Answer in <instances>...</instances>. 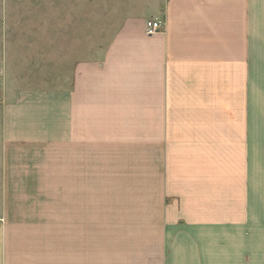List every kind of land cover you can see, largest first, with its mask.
Returning <instances> with one entry per match:
<instances>
[{"label":"crops","instance_id":"0c3cea01","mask_svg":"<svg viewBox=\"0 0 264 264\" xmlns=\"http://www.w3.org/2000/svg\"><path fill=\"white\" fill-rule=\"evenodd\" d=\"M99 3L117 24L100 54ZM0 6L25 40L0 149L27 183L2 197L50 198L28 183L56 164L60 200L56 254L30 237L49 208L0 207V264H264V0Z\"/></svg>","mask_w":264,"mask_h":264},{"label":"rangeland","instance_id":"374dc122","mask_svg":"<svg viewBox=\"0 0 264 264\" xmlns=\"http://www.w3.org/2000/svg\"><path fill=\"white\" fill-rule=\"evenodd\" d=\"M22 1V0H21ZM99 2L101 0H98ZM17 4H19L17 2ZM25 8V4H23V6L21 5H13L10 6L9 12H12V16L13 18L17 16V12L19 11L22 12L21 14H24V9ZM2 7L0 6V11H3V13H0V36L2 37V40L0 39V110L2 111V107L3 105L9 101V90L10 88V78L11 76L14 74H20L21 72L19 71H10L11 69V65H10V57L13 55V57H17L16 52L21 49V47L19 48L18 45H22L21 42L23 43V41L25 42V40H20L17 38L14 39H10V38H5V36H11L12 35V30H7L5 29L6 25L8 27H10L11 23L10 20L5 21L4 16H1V14L4 15V10H1ZM41 10V8H39ZM112 10V7H107L103 4L99 3V7L97 8V19L99 21L98 23V37H97V46L99 49V54L100 51L104 50L105 47L109 44L111 38V32L115 31L116 29V25L117 24H113L112 26H110L111 23H106V18L108 17L110 11ZM90 13V8L89 7H85L83 8V14L89 15ZM15 21V20H14ZM14 24V23H13ZM15 25V26H14ZM11 25V28L13 30H17V25L14 24ZM41 25V24H40ZM13 26V27H12ZM20 26V24H19ZM14 32V31H13ZM11 42L13 43V46L11 44ZM14 51H13V48ZM15 53V54H14ZM14 89V88H13ZM0 134H1V130H0ZM0 142H1V138H0ZM4 158L2 155V151L0 149V207H22V208H29V207H34V208H40V207H44V208H49L50 212H51V222H50V227L49 230L47 232H37L36 233H32L30 237H42V233L44 234V239H48L50 240V253L51 254H56V250L57 247L54 245V241L56 242L57 240V235H58V231H57V224L56 222L53 221V218L56 217V212H57V208L60 204V200L57 197V190H58V183H57V167L56 164L54 166H51L49 168V176L47 174L44 173V175L41 177L42 179L46 180L49 178V182H45L43 184L39 183H28L29 189L30 190L31 186H34V190H42V187H44V190H51L50 198H12V197H2L3 195V190L4 187H7V190H9L10 188L11 191H15L16 190H26L25 187L27 186L26 184L23 183H6V179L11 178L10 174L8 175V172H4ZM56 163V162H55ZM8 171V169L6 170ZM5 174H7L5 176ZM17 178L20 179V176H16ZM39 184V186H38ZM55 215H54V214Z\"/></svg>","mask_w":264,"mask_h":264},{"label":"built area","instance_id":"2783aa9c","mask_svg":"<svg viewBox=\"0 0 264 264\" xmlns=\"http://www.w3.org/2000/svg\"><path fill=\"white\" fill-rule=\"evenodd\" d=\"M166 27V22L162 18L155 17L147 21V29L149 32L162 31Z\"/></svg>","mask_w":264,"mask_h":264}]
</instances>
